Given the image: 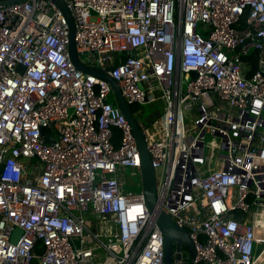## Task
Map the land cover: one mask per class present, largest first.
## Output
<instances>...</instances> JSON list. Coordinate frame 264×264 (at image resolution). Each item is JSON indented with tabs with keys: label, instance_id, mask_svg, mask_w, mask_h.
Instances as JSON below:
<instances>
[{
	"label": "built area",
	"instance_id": "built-area-1",
	"mask_svg": "<svg viewBox=\"0 0 264 264\" xmlns=\"http://www.w3.org/2000/svg\"><path fill=\"white\" fill-rule=\"evenodd\" d=\"M64 1L81 61L158 107L159 205L196 247L172 264H264V0ZM69 42L53 0L0 5V264H164L132 126Z\"/></svg>",
	"mask_w": 264,
	"mask_h": 264
},
{
	"label": "water",
	"instance_id": "water-1",
	"mask_svg": "<svg viewBox=\"0 0 264 264\" xmlns=\"http://www.w3.org/2000/svg\"><path fill=\"white\" fill-rule=\"evenodd\" d=\"M20 1L24 0H0V5L8 6L12 3ZM53 1L63 12L68 22L70 38L69 53L72 62L82 72L96 75L109 83L121 111L132 126L141 157L142 191L144 194L145 203L151 218L158 224L164 238V264H172L174 260V250L176 249V251L179 252L182 250V247H186L192 260L195 259L196 247L191 238L189 230L178 225L173 217L159 205L157 173L155 167L153 166L151 155L147 147L143 128L136 116L133 114L131 106L123 96L118 82L106 70L89 67L81 61L76 51V27L71 11L64 0ZM125 59L126 56H123L121 58V62H124ZM20 69H22V66H20ZM51 125L53 126L54 123ZM42 134H44L43 130ZM44 139L47 142H54V140H51L47 135L44 136ZM15 233L20 234L21 230L16 228ZM12 241L16 242L15 239ZM177 257L179 258L180 255L177 254Z\"/></svg>",
	"mask_w": 264,
	"mask_h": 264
},
{
	"label": "rangeland",
	"instance_id": "rangeland-1",
	"mask_svg": "<svg viewBox=\"0 0 264 264\" xmlns=\"http://www.w3.org/2000/svg\"><path fill=\"white\" fill-rule=\"evenodd\" d=\"M111 101L113 102L114 105H117V101L114 95L111 96ZM156 105L155 104H146V105H138V107L133 110V114L136 116L137 119L139 120H146L150 119L152 116L153 112H155ZM212 139V136L210 134L206 135V140L210 141ZM132 170L128 169L127 173L130 176V181L131 185L130 188L133 190H139L140 188L138 187V182L141 181V176L140 175H132L131 174ZM183 255L186 258H190L189 252L186 249V247H182Z\"/></svg>",
	"mask_w": 264,
	"mask_h": 264
},
{
	"label": "trees",
	"instance_id": "trees-1",
	"mask_svg": "<svg viewBox=\"0 0 264 264\" xmlns=\"http://www.w3.org/2000/svg\"><path fill=\"white\" fill-rule=\"evenodd\" d=\"M259 56H258V54H253V55H250L248 58H247V61H250V63H251V66H252V70L251 71H254V70H256V69H258V58ZM138 107V105H131V110H132V112H133V110H135L136 108ZM156 108H158V107H156ZM148 120H150V119H148ZM236 216H239L240 215V213H236L235 214ZM44 251V248L39 244V246L37 247V253L38 254H41L42 252ZM34 264H39L38 263V259H36L35 261H34Z\"/></svg>",
	"mask_w": 264,
	"mask_h": 264
},
{
	"label": "crops",
	"instance_id": "crops-1",
	"mask_svg": "<svg viewBox=\"0 0 264 264\" xmlns=\"http://www.w3.org/2000/svg\"><path fill=\"white\" fill-rule=\"evenodd\" d=\"M131 174H132V175H136V174H134V173H132V172H131ZM127 176H128V178L130 177L128 174H127Z\"/></svg>",
	"mask_w": 264,
	"mask_h": 264
}]
</instances>
